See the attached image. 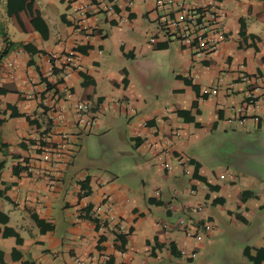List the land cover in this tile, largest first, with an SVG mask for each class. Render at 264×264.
<instances>
[{
  "label": "crops",
  "instance_id": "crops-1",
  "mask_svg": "<svg viewBox=\"0 0 264 264\" xmlns=\"http://www.w3.org/2000/svg\"><path fill=\"white\" fill-rule=\"evenodd\" d=\"M80 1L0 0V264H252L244 250L264 253V0H171V18L176 4L223 16L224 40L199 57L158 32L156 0H83L81 17ZM76 48L62 81L50 59ZM248 93L256 108L237 114ZM76 101L95 107L90 130L74 125ZM103 204L120 234L96 233ZM184 216L210 224L203 241L184 237Z\"/></svg>",
  "mask_w": 264,
  "mask_h": 264
},
{
  "label": "built area",
  "instance_id": "built-area-1",
  "mask_svg": "<svg viewBox=\"0 0 264 264\" xmlns=\"http://www.w3.org/2000/svg\"><path fill=\"white\" fill-rule=\"evenodd\" d=\"M171 0H156L155 1V11L158 12V23L157 30L164 36L170 35L173 39L177 40L181 45L189 48L193 53L194 57H199L201 55H210L214 53L219 46V44L224 40V36L219 31V26L221 20L223 19L222 14L212 8H204L199 10H188L184 9L181 4H176L174 7L177 9L179 17L177 19L171 18L168 14L163 12L165 7L171 6ZM92 3L90 1L83 2L74 8V12L83 16L90 7ZM156 36H150L148 38V43L152 44L155 41ZM57 70L60 73V79L65 81L68 78L69 71L75 66L76 61V50L68 49L64 50L59 57H51L50 59ZM11 63L5 65L6 68H11ZM242 79L245 80L244 77ZM214 94V91L211 92ZM74 117L75 127L82 130H90L95 125V107L90 102L86 101H76L71 105ZM256 108V101L253 94L248 93L246 100H244L243 106L236 110L237 114H242L246 109ZM245 110V111H246ZM53 117L49 118L50 122L59 123L64 117V108L62 106L58 107V110ZM174 136L178 137L177 134ZM47 140L46 138L44 139ZM64 147L62 145L56 146L55 148H50L47 146L41 147L40 160L44 163H49L52 156L58 158L61 155ZM65 154V152H63ZM185 162L182 159L177 160L178 166H184ZM168 168V167H167ZM222 178V176H220ZM188 193H192L189 191ZM96 207L93 209V214L95 216L103 215V218L96 220V233L103 234L104 228L112 224L113 231L117 234L121 233V226L112 213V210L108 206ZM200 206L187 207L185 210L186 215H192L194 213L200 212ZM95 216H93L95 218ZM96 219V218H95ZM176 226L181 230L185 238L192 240L194 243H200L204 240L205 236L209 234L211 226L208 222H199L192 220L189 217H180L176 222ZM101 261L107 260V257L101 255L98 257ZM98 261L96 257H88L89 263H95ZM75 264H84V261L75 260ZM97 264H100L97 262Z\"/></svg>",
  "mask_w": 264,
  "mask_h": 264
},
{
  "label": "trees",
  "instance_id": "trees-1",
  "mask_svg": "<svg viewBox=\"0 0 264 264\" xmlns=\"http://www.w3.org/2000/svg\"><path fill=\"white\" fill-rule=\"evenodd\" d=\"M7 1V4L10 2V1H13V2H16L17 0H6ZM11 11H9V9H7V14L9 15V14H11L10 13ZM31 25L33 26V27H35V20H32L31 22ZM42 37L44 38L45 36L43 35V33H42ZM22 49L24 50V51H26V52H35L34 50H32V49H30V47H28L27 45H25V46H22ZM75 50H77V48L75 49ZM11 116H17V114L16 113H11ZM243 198V197H242ZM93 222H94V220H93ZM36 224L39 226V228H41V229H47L48 227H44L43 225H42V223L41 222H39V221H36ZM119 241H120V244L122 245L123 244V238L120 236V238H119ZM243 254H244V256L252 263V264H259V262L261 261V260H264V253L263 252H261V251H259V250H257L256 251V255L255 256H253V257H250L249 255H248V252H247V250H244L243 251Z\"/></svg>",
  "mask_w": 264,
  "mask_h": 264
}]
</instances>
